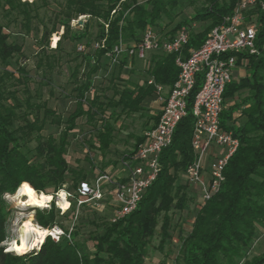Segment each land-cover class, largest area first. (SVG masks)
Here are the masks:
<instances>
[{"label": "trees", "instance_id": "obj_1", "mask_svg": "<svg viewBox=\"0 0 264 264\" xmlns=\"http://www.w3.org/2000/svg\"><path fill=\"white\" fill-rule=\"evenodd\" d=\"M40 1L41 5L36 1L0 0V8L22 16V27L28 33L30 21L36 17L32 13L47 7L46 0ZM120 1L62 0L57 5L55 25L41 36V44L44 43L41 50L47 48L50 35L61 28L62 35L56 47L51 48L52 51H59L60 41L66 39L70 42L85 39V46H89V28L93 21L97 28L94 41L104 40L101 49L82 55V62L73 71L74 87L71 92L74 93L75 108L65 122L45 102L32 103L28 89L23 90L27 95L23 101L16 97V91L9 90L6 80H14L19 85L27 82L22 67L16 69L17 78L8 71L0 75V264H145L146 242L156 228V218L171 208L174 200L170 194L174 180L171 171L185 172L193 160L190 142L194 119L191 108L194 95L201 85V77L197 78L196 86L187 99L186 116L175 128L170 146L159 157L160 171L155 181L132 213L115 223L103 222L101 235L91 239L92 257L88 255L85 245L75 242L76 227L68 234V239L62 236L58 242H54L46 237L37 250L20 255L5 252L2 247L9 237L5 195H13L20 185L27 184L36 194L43 193L54 198L61 190H76L81 181L91 177H86L82 169H72L66 160L69 137L73 135L79 118H86L92 126L84 133L88 138L83 139L89 143V137L95 138V143L88 145L90 150L103 152L113 140L114 127L111 122L142 111L143 101L154 94V87L147 85L148 78L165 87L175 82L178 74L175 57L152 53L142 69L140 83L129 82L120 87L112 84L113 79L109 78L111 96H99L95 92L92 97H85L92 86L96 88L93 78L102 69L103 61H107L105 54L119 39L126 45L137 42L147 26L158 32L168 30L169 34L186 27L189 29V40L184 48L186 53L189 49L199 48L207 33L220 23L223 16L231 13L236 0ZM261 3L264 5V0H259V4L247 13V19L254 20L256 26L258 55H237V66L243 65L248 76L231 81L223 94L220 124L224 130L233 133L239 140V146L226 164L220 189L208 201L200 204L191 229L180 243L178 257L182 264H246L245 258L253 243L264 232V7H261ZM117 5H120V10L111 15ZM188 7H193L192 16L175 24V18ZM78 16H88V19L73 30L70 22ZM195 24L205 26L196 32L192 29ZM104 25L107 26L106 30ZM171 25L173 27L168 29ZM5 30L0 26V65L4 67L10 65L9 60L14 55L21 56V47L8 41L9 33H5ZM122 65L114 69L127 76L140 71L135 69V64L129 70H124ZM37 66L40 68L42 63L39 62ZM46 66L48 70L52 69L50 63ZM246 89L252 102L247 109L246 98L240 103L236 101L238 94ZM62 125L64 127L60 129ZM47 127L60 131L56 136L43 137L41 132ZM32 141L36 146L31 159L23 148ZM141 141L142 135L132 151ZM82 145L87 148L85 143ZM70 177L72 185L67 188ZM183 200L185 195L177 198L174 206L180 208ZM35 211L37 225L46 230L54 226L60 212L54 203L50 204L48 210ZM247 264H264V255L257 262Z\"/></svg>", "mask_w": 264, "mask_h": 264}, {"label": "built area", "instance_id": "obj_2", "mask_svg": "<svg viewBox=\"0 0 264 264\" xmlns=\"http://www.w3.org/2000/svg\"><path fill=\"white\" fill-rule=\"evenodd\" d=\"M21 1L32 3L34 0ZM124 1L121 0L120 3ZM258 4L259 0H236L231 13L223 16L220 23L207 33L199 48L189 49L186 53L184 48L189 40V29L186 27L169 34L168 30L158 32L147 26L137 42L126 45L119 39L104 56L109 70L120 67L123 61L124 70L131 69L135 61L147 63L152 53L172 55L178 70L177 78L170 87L155 84L151 77L148 78L147 85H152L155 89L153 102L160 108L155 124L142 133V141L137 148L119 159L123 176L113 177L98 171L81 181L76 190L59 191L51 203L61 213L64 211L57 205L60 193H64L69 209L73 205L75 210L88 207L97 212L104 210L106 196L111 195V223L132 213L160 171L159 157L170 146L175 128L187 114V99L193 92L198 77H201V85L194 95L191 108L194 119L190 142L193 160L187 166L184 176L186 182L197 190L200 204L218 192L224 182L226 164L239 146V140L233 133L224 130L220 124L224 107L223 94L237 68V55H258L255 46L256 26L254 20L247 19V13ZM260 5L264 7L262 3ZM119 10L120 5H117L111 15ZM87 19L88 16H78L71 24L81 26ZM104 28L106 30L107 26L104 25ZM61 35L62 29L53 33L51 42L54 36H57L58 42ZM103 44L104 40L93 41L91 50L95 52ZM55 47L51 44L50 48ZM76 49L79 53H85L83 45H78ZM97 78L98 74L93 80ZM94 93L95 88L92 86L85 97H92ZM47 232L46 237L54 242L65 236L56 226ZM65 237L69 238L68 235Z\"/></svg>", "mask_w": 264, "mask_h": 264}, {"label": "rangeland", "instance_id": "obj_3", "mask_svg": "<svg viewBox=\"0 0 264 264\" xmlns=\"http://www.w3.org/2000/svg\"><path fill=\"white\" fill-rule=\"evenodd\" d=\"M38 5H41V1L34 0ZM47 7H41L37 12L35 18H32L29 24V32L26 33L22 27V16L17 15L16 12H8L0 8V26L6 28L5 33H9L8 41L21 47V56L14 55L10 60L9 66L0 65V75L3 71L14 73L15 78L18 77L16 69L20 66L24 69L27 77V82L23 84H16L14 80H6V85L10 91H16V97L23 101L26 98V94L23 90L26 88L30 92L31 102L39 103L45 102L47 107L53 109L55 113L61 115L62 120L65 122L68 115L71 114L75 108L73 101L74 93L71 92L74 87L73 84V71L75 67L82 62V55L91 53V43L94 41V37L97 32L96 25L93 21L90 23L89 28V40L90 45L85 46L86 40L80 42H70L69 40L60 41V50L52 51L51 44L53 45L52 35L47 40V48L41 50V36L45 30H50L55 25V13L58 11L57 5L62 3V0H46ZM193 14V7L186 8L181 14H179L174 23H178L184 18L191 17ZM15 20V21H14ZM72 21V20H71ZM71 28L74 30L77 26L75 23L70 22ZM205 24L193 25V31L199 32L204 28ZM173 26H169L171 29ZM62 29V28H61ZM59 29V31L61 30ZM57 38V36H54ZM57 43V39L55 45ZM83 45L85 53H79L77 46ZM41 62L40 68L37 66ZM52 66L51 70L47 69V64ZM242 70L245 71L243 65ZM142 62L135 61V69H140L139 72H135L132 76L121 74L117 69H108L107 61H103V67L98 72V78L94 80L96 85L95 92L97 95L102 96L112 95V91L109 90L110 83L109 78H112V84L123 87L127 83H140L143 75ZM242 71V72H243ZM113 73L111 76L110 74ZM126 77V78H123ZM246 77V75H245ZM23 81V80H22ZM25 81V80H24ZM10 85H13L10 87ZM149 98L145 99L142 103L143 110L132 114L127 117H121L117 122H111L114 127L113 140L109 144L105 151H91L88 147L89 143L94 144L95 138L89 137V143L83 139H87L84 133L87 130L92 129V126L87 122L86 118H79L76 122V129L73 131V135L69 137V146L67 148L66 160L68 165L72 169H82L86 177L93 175L98 171L106 172L110 176H114L120 169L119 159L127 154L133 148L137 139L148 128L149 121L156 117L149 115L146 102ZM19 113V112H18ZM31 119V116H29ZM18 123L15 124L17 126ZM64 125L60 127L62 129ZM94 127V126H93ZM60 129L55 130L54 127H47L41 132L43 137L49 135L56 136ZM85 143L87 148L82 144ZM36 143L34 141L27 144L23 151L27 153L29 158L34 156V148ZM207 167V163L204 164ZM174 176L170 194L174 197L171 208L166 212H161L156 218V228L153 235L147 239L145 247V264H182L178 257V250L182 239L187 235L191 229L194 216L198 209H200V200L197 190L186 182L183 171H171ZM72 177L67 181V188L72 185ZM185 195V200L180 208L175 207L177 198ZM4 199L8 205L7 208V231L8 239L2 243V247L5 252H10L16 255L24 253L30 250H37L42 244L36 245L31 239L28 233H22L21 228L31 223L33 226H37L35 220V210L45 209L37 208L32 205H26L24 198H15L13 195H5ZM23 204V205H22ZM55 205V204H54ZM58 205V203H57ZM56 207V205H55ZM59 207V206H58ZM113 207V201L111 195L106 196L104 204V210L97 212L88 207H83L78 210L70 208L65 213H58L55 218L54 226L60 228L65 236L68 235L73 227H76L75 242L80 245H85L87 253L90 257L93 255V242L92 237H99L101 235V229L103 222L110 220V212ZM57 208V207H56ZM58 209V208H57ZM63 214V216H61ZM65 231L67 233H65ZM30 233V232H29ZM25 239L27 246L21 252L9 251L11 246H21L22 241ZM264 255V232L259 235L257 240L253 243L251 250L245 258V262L254 263L257 262Z\"/></svg>", "mask_w": 264, "mask_h": 264}, {"label": "bare ground", "instance_id": "obj_4", "mask_svg": "<svg viewBox=\"0 0 264 264\" xmlns=\"http://www.w3.org/2000/svg\"><path fill=\"white\" fill-rule=\"evenodd\" d=\"M23 185L22 184L18 187V189L16 190V192L14 193L15 198H24L25 204L26 205H32L35 206L37 208H44L46 207L49 203H51V201L53 200V197L51 200H42L40 197V194H36L34 196H28L26 194H21L23 191ZM43 194V193H42ZM45 195V194H43ZM47 196V195H45ZM50 196V195H48ZM35 201V202H34ZM23 205V204H22ZM58 206L62 211H66L69 209V204L68 201L64 199V196L62 197L61 195H59L58 198ZM22 233H28L29 236H31V239L33 238V241L36 245H38L39 243H41L46 236L48 235V232L46 229H43L41 227H37V226H33L31 223H27L25 224L22 228ZM30 232V233H29ZM25 239H23L22 241V245L21 246H11L9 251H14V252H21L25 246H27Z\"/></svg>", "mask_w": 264, "mask_h": 264}, {"label": "crops", "instance_id": "obj_5", "mask_svg": "<svg viewBox=\"0 0 264 264\" xmlns=\"http://www.w3.org/2000/svg\"><path fill=\"white\" fill-rule=\"evenodd\" d=\"M142 65L146 66L147 63H146V62H145V63H142ZM242 69H243L242 66H237L236 70L234 71L232 81H233V80L242 79V78L245 77V75H246V77L248 76V75H247V72H246V71H243ZM242 71H243V72H242ZM249 95H250V93H249L248 89H246V90H242V91L238 94L236 101H237L238 103H240L241 101H243V100L246 98V105H245V106H246V109H247V108H249V107L252 105V102L248 99V98H249ZM146 106H147V107H146L147 110H149V111H148V112H149V115H150L151 117H154V116L156 117V115L158 114V111H159V108H160V107H159L158 104H156V103L153 102V97H152V98H149V100H147V102H146ZM156 119H157V118L152 119V120L149 121L148 128L151 127L153 124H155ZM121 176H123V171H121V169H119V170L115 173V175H114L113 177H121Z\"/></svg>", "mask_w": 264, "mask_h": 264}, {"label": "snow or ice", "instance_id": "obj_6", "mask_svg": "<svg viewBox=\"0 0 264 264\" xmlns=\"http://www.w3.org/2000/svg\"><path fill=\"white\" fill-rule=\"evenodd\" d=\"M56 39L57 38H55V37L53 38V46L54 47H55ZM21 194H26L28 196H34V195H36L35 191L31 187H29V185H27V184L23 185V191H22ZM59 195H61L63 197L64 196V193H60ZM40 197H41L42 200H45V201L52 199L51 196H45L42 193L40 194Z\"/></svg>", "mask_w": 264, "mask_h": 264}]
</instances>
